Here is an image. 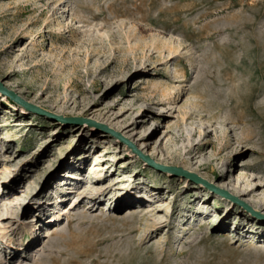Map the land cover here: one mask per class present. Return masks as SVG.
<instances>
[{
    "label": "rangeland",
    "instance_id": "rangeland-1",
    "mask_svg": "<svg viewBox=\"0 0 264 264\" xmlns=\"http://www.w3.org/2000/svg\"><path fill=\"white\" fill-rule=\"evenodd\" d=\"M0 83L127 142L0 92V264H264V0H0Z\"/></svg>",
    "mask_w": 264,
    "mask_h": 264
},
{
    "label": "water",
    "instance_id": "water-1",
    "mask_svg": "<svg viewBox=\"0 0 264 264\" xmlns=\"http://www.w3.org/2000/svg\"><path fill=\"white\" fill-rule=\"evenodd\" d=\"M0 92L2 94H4L5 96L9 97L16 104L24 107L27 111H30V112H32L34 114H37V115H40V116H47V117L52 118L53 120H56V121H59V122H62V123H67V124L78 125V124H81V123L86 121L89 124L95 125L98 128L104 130L105 132H108V133L114 135L115 137H117V138H119V139H121V140L126 142V140L124 138H122L118 133H115L113 130L107 128L105 125H102V124H99V123H95V122H92V121H89V120H84V119H81V118H65V117H62V116L51 114V113L39 108L38 106L30 104V103L26 102L25 100L21 99L14 92L5 89L1 85V83H0ZM138 154L152 168H154V169H156V170H158L160 172L171 173V174L176 175V176H183L184 178H189L193 182L202 184V185L210 188L211 190H213L217 194H219V195H221V196H223V197H225L227 199L233 200L234 202L239 203L242 206H245V207H248L249 209H251L247 204L241 202L237 197L233 196L232 194H230L226 190H223V189L215 187L214 185H212L208 181L196 176L195 174L189 173V172L183 170L182 168L170 167V166L157 164L152 159H150L148 156H145V155L141 154L140 152H138ZM251 213L255 214L256 216H259V217L261 216V215H259L258 213L254 212V211H252ZM261 218H264V216H261Z\"/></svg>",
    "mask_w": 264,
    "mask_h": 264
},
{
    "label": "bare ground",
    "instance_id": "bare-ground-1",
    "mask_svg": "<svg viewBox=\"0 0 264 264\" xmlns=\"http://www.w3.org/2000/svg\"><path fill=\"white\" fill-rule=\"evenodd\" d=\"M62 112V111H61ZM61 112H57L59 114H61ZM13 126V125H12ZM112 127L115 128V125H111ZM149 156H151L152 158L156 159L158 162L160 163H163V159H158L156 158L155 154H153L152 152L151 153H147ZM178 157L181 159V158H184L185 156L184 155H181L179 154ZM106 161V160H105ZM108 161V159H107ZM164 164V163H163ZM185 164L187 165V162H185ZM97 166V165H95ZM170 166V165H169ZM98 167V166H97ZM186 168V167H185ZM187 169L191 170V171H195V169L193 170L192 168H190V166L188 165L187 166ZM186 171V170H185ZM188 172V171H187ZM190 173V172H189ZM199 177V176H198ZM204 177V176H202ZM206 178V177H204ZM210 183V182H209ZM215 184H217L216 182H214ZM219 187L223 188V189H227L231 192H233L234 194L238 195V196H243V195H246L248 194V192H253L252 191V185L251 184H245L242 183V180H237V181H234V182H231L229 183L228 185H218ZM216 187V186H215ZM111 188V185H109L107 188H104V189H101L100 192H99V198L100 197H103L107 194V192H109ZM218 188V187H217ZM4 192V191H3ZM228 192V191H227ZM230 193V192H229ZM231 194V193H230ZM233 195V194H232ZM234 196V195H233ZM236 197V196H235ZM98 198V199H99ZM238 198V197H237ZM230 202V201H228ZM247 202H249L250 204L254 205L256 208L258 209H262V206H264V198L262 197H258L257 195H254L251 200H248ZM263 212H264V208L262 209Z\"/></svg>",
    "mask_w": 264,
    "mask_h": 264
}]
</instances>
